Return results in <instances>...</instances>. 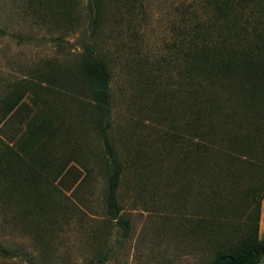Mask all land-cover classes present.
Listing matches in <instances>:
<instances>
[{
  "label": "rangeland",
  "instance_id": "rangeland-1",
  "mask_svg": "<svg viewBox=\"0 0 264 264\" xmlns=\"http://www.w3.org/2000/svg\"><path fill=\"white\" fill-rule=\"evenodd\" d=\"M86 2L0 0V243L18 252L0 264H209L220 248L261 239L264 195L256 207L248 187L264 162L253 153L231 174L190 136L184 52L202 0H110L94 35ZM93 40L111 70L126 233L104 212L105 156L81 67ZM223 97L250 113L243 97Z\"/></svg>",
  "mask_w": 264,
  "mask_h": 264
},
{
  "label": "trees",
  "instance_id": "trees-1",
  "mask_svg": "<svg viewBox=\"0 0 264 264\" xmlns=\"http://www.w3.org/2000/svg\"><path fill=\"white\" fill-rule=\"evenodd\" d=\"M109 5L110 0H87V29L91 35L110 11ZM244 15L251 16L253 21L249 23ZM193 19L182 76L189 84L191 98L190 136L202 140L212 167L234 174L236 164L251 158L253 153L264 162V122L260 121L264 116V0H202L200 12L194 13ZM94 46L95 40L83 46L81 67L88 73L83 81L91 93L92 113L105 156L104 212L123 226L126 233L129 223L120 216L117 200L122 164L109 136L111 70L106 58ZM25 91L17 95L16 108L24 104ZM224 94L230 101L232 96L246 99L245 106L252 105L250 113L240 110L239 102L226 106ZM27 95L37 105L36 96ZM27 116V113L22 115L20 122L25 123ZM248 189L257 207L264 195V176L258 186L250 185ZM263 253L264 234L258 239L254 233L232 246L218 249L209 264H257ZM17 255V250L0 243L2 260ZM26 264L37 263L29 259Z\"/></svg>",
  "mask_w": 264,
  "mask_h": 264
}]
</instances>
